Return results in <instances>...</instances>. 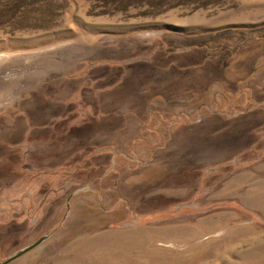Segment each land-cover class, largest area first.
I'll list each match as a JSON object with an SVG mask.
<instances>
[{"label":"rangeland","instance_id":"rangeland-1","mask_svg":"<svg viewBox=\"0 0 264 264\" xmlns=\"http://www.w3.org/2000/svg\"><path fill=\"white\" fill-rule=\"evenodd\" d=\"M142 62L181 73L159 91ZM142 83L162 111L146 119L127 99ZM260 101L264 0H0V264L43 238L7 264H264V111L224 162L149 148Z\"/></svg>","mask_w":264,"mask_h":264},{"label":"crops","instance_id":"crops-1","mask_svg":"<svg viewBox=\"0 0 264 264\" xmlns=\"http://www.w3.org/2000/svg\"><path fill=\"white\" fill-rule=\"evenodd\" d=\"M148 63L149 62H142V64L146 65V69H143L141 65L137 68L134 67L131 69L134 70L133 72H137V73H140L141 70H146L147 71L146 77H148V79H150L152 83L156 84L154 88L159 91L161 90L166 91V87L163 84L169 81L177 73H181L177 65L173 67L172 66L163 67L160 68L161 69L160 70L154 67H149ZM199 69H201V67ZM256 71L257 69L254 70V74L256 73ZM128 72L129 70L126 71V76H124L121 82L114 88L121 87L125 84L127 80ZM170 73H172V75ZM243 81L245 80H240L238 82L241 83ZM147 90H149V86H145L143 83L139 84L133 90L136 91V94L131 92L130 94H128V98H127L128 103L133 105L131 110H136V111L139 110V108L134 105L135 103L141 105L142 110L139 112V114L141 115L142 113L144 115L143 117L141 116V118L143 119L150 117L153 111L162 112L161 110L149 109L147 106L144 108V102L148 100L146 97ZM101 96L102 95L98 96L99 98L98 110L95 107L96 106L95 103L94 105L93 103L91 104L93 105L92 107H94V109L98 111V116H100L101 118H107L106 108L115 104L111 101L109 97H105L102 99ZM248 99L252 100L253 96L248 97ZM168 100L170 101V98ZM204 106H207V104H204L201 107ZM263 111H264L263 109L249 111L237 115L235 117H231L230 119L224 118L220 114H213L221 122L220 124L215 125L213 128L203 127V117H201V121L195 124H179L178 126H176V129L177 128L178 129L174 133L170 134V136L167 137L164 142H161L159 145L153 144L149 146V148L153 150H158L159 152H167L169 154L168 157L172 155L174 160H179V159L181 160L184 151L186 149H189L191 153V154L189 153V158H190L189 163L195 165H206V164L213 165L219 162H224L229 160V158H231L235 153H238L240 150L248 149L249 147L253 148L252 144L255 143L253 142V140L257 141V134H255V131L257 132L260 131L261 129L260 122L259 121H257V123L255 122V115H258V113ZM170 114L171 116L174 117L193 116L191 114L186 113L185 111L181 112L176 110L172 111ZM206 114L210 115L212 113L206 112ZM109 119L112 120L117 118L109 117ZM138 125H140L143 134H145L146 136L150 135V131L146 130L145 128L147 125L143 124L144 125L143 129H142V124L138 123ZM102 126H104V122L102 123ZM183 126H188V127L181 128ZM178 130L179 131L184 130V131L181 132L179 135H177ZM133 134H134V129L130 127L126 128L125 126L120 131H114L112 129H109L108 131L105 132L104 136L107 139L108 137H112V135L129 137ZM97 147L99 148L96 151H101V152L107 150H111V151L123 150V147L121 145L119 144L111 145L109 141L97 143L96 146L94 145L93 148H97ZM125 149H129V147H125ZM86 150H92V147H87ZM201 158L203 160H200Z\"/></svg>","mask_w":264,"mask_h":264},{"label":"flooded vegetation","instance_id":"flooded-vegetation-1","mask_svg":"<svg viewBox=\"0 0 264 264\" xmlns=\"http://www.w3.org/2000/svg\"><path fill=\"white\" fill-rule=\"evenodd\" d=\"M244 82V81H243ZM251 101V100H250ZM260 103V105H264V101H260L259 102ZM256 107V106H255ZM205 108H207V106H205ZM254 110H258V108H251V110H248V111H241V112H238L237 114H231V113H224V112H220V113H214V114H220L222 117H226V118H231V117H235V116H237V115H240V114H242V113H245V112H249V111H254ZM198 114H199V112H198ZM176 118V117H175ZM174 118V119H175ZM189 118H192V117H189ZM199 121H201V119H199V120H191V121H189L188 122V124H195V123H198ZM172 123V122H171ZM170 122H168V124L170 125L171 124ZM178 123H181L180 122V119H178V121L177 122H174V124L172 125V127L170 128L171 130H168L167 129V131H166V133H170L172 130H173V128L174 127H176V126H178L179 124ZM182 124H184V123H182ZM165 133V134H166ZM97 150V149H96ZM107 151H109V153H114L115 155H117V154H119V151H111V150H107ZM127 153V155H129V153L128 152H126ZM129 159H131V157H129ZM112 162L113 163H117V162H115L114 161V158H113V160H112Z\"/></svg>","mask_w":264,"mask_h":264},{"label":"water","instance_id":"water-1","mask_svg":"<svg viewBox=\"0 0 264 264\" xmlns=\"http://www.w3.org/2000/svg\"><path fill=\"white\" fill-rule=\"evenodd\" d=\"M43 240H44V238L41 239V240H39L37 243H35V244H33V245H31V246H29V247H27V248H25V249H23V250L17 252L16 254H14L13 256H11V257L9 258V260L7 261V263H10V262L16 260L17 258H19V257H21L22 255L26 254V253L29 252L30 250L34 249V248L37 247V246H38ZM7 263H6V264H7Z\"/></svg>","mask_w":264,"mask_h":264}]
</instances>
